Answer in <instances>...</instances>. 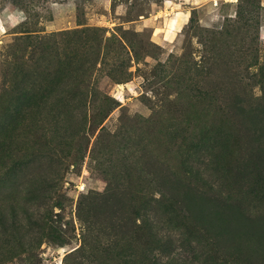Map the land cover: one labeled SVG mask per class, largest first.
Segmentation results:
<instances>
[{"label": "rangeland", "instance_id": "obj_1", "mask_svg": "<svg viewBox=\"0 0 264 264\" xmlns=\"http://www.w3.org/2000/svg\"><path fill=\"white\" fill-rule=\"evenodd\" d=\"M183 1L0 0V264H264V0Z\"/></svg>", "mask_w": 264, "mask_h": 264}, {"label": "crops", "instance_id": "obj_2", "mask_svg": "<svg viewBox=\"0 0 264 264\" xmlns=\"http://www.w3.org/2000/svg\"><path fill=\"white\" fill-rule=\"evenodd\" d=\"M212 1V0H211ZM219 2L220 1H222V0H218ZM225 1H232V0H225ZM196 2V0H184L183 2H182V6L184 7V8H187V7H189V5L190 4H192V3H195ZM170 10H172V9H170ZM169 13H172V12H169Z\"/></svg>", "mask_w": 264, "mask_h": 264}, {"label": "built area", "instance_id": "obj_3", "mask_svg": "<svg viewBox=\"0 0 264 264\" xmlns=\"http://www.w3.org/2000/svg\"><path fill=\"white\" fill-rule=\"evenodd\" d=\"M222 1H223V2H227V1H225V0H222ZM230 2H231V1H230ZM211 3H212L213 6H217L218 3H219V1H218V0H212Z\"/></svg>", "mask_w": 264, "mask_h": 264}]
</instances>
